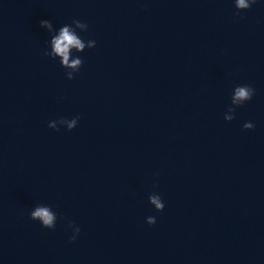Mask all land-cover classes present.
I'll list each match as a JSON object with an SVG mask.
<instances>
[{"label": "clouds", "instance_id": "9594fccd", "mask_svg": "<svg viewBox=\"0 0 264 264\" xmlns=\"http://www.w3.org/2000/svg\"><path fill=\"white\" fill-rule=\"evenodd\" d=\"M254 3H256V0H234V6L237 9L236 14L239 15L240 12L248 10ZM40 27L52 34L49 41L50 51L45 50L43 55L52 59L59 58L61 66L66 70V78L68 80L74 79V74L82 67L83 60L79 56L73 57V50L80 53L84 52L86 48L92 49L96 46L95 40L89 39L85 41L77 32V30L86 32L88 29L87 23L74 18L71 24H65L60 27L59 30H56L52 21L44 19L40 21ZM254 93L255 90L250 85L245 84L236 86L231 95V106L228 107L224 119L226 121H232L235 118V109L242 106L245 102L250 101ZM79 120V115L73 116L71 119L60 117L50 121L48 127L59 131L60 126H64L68 131H71L77 126ZM243 128L253 129L254 124L246 122ZM157 175H159V173H157ZM149 203L154 206L157 211L164 210L165 204L158 193L153 192L149 196ZM30 218L34 221H39L41 226L47 229H55L58 219L57 213L53 211L52 207L45 204H37L31 210ZM146 223L154 225L156 223V218L154 216H149L146 218ZM67 225L73 230L70 241H74L80 233V228L71 220H68Z\"/></svg>", "mask_w": 264, "mask_h": 264}]
</instances>
